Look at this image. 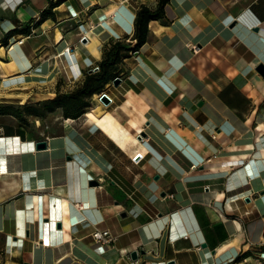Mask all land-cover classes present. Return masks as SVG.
<instances>
[{
  "label": "crops",
  "instance_id": "obj_1",
  "mask_svg": "<svg viewBox=\"0 0 264 264\" xmlns=\"http://www.w3.org/2000/svg\"><path fill=\"white\" fill-rule=\"evenodd\" d=\"M142 4L157 2L0 0V93L73 90L108 39L133 43ZM260 64L264 0H170L102 114L57 107L39 135L0 115V264H264Z\"/></svg>",
  "mask_w": 264,
  "mask_h": 264
},
{
  "label": "trees",
  "instance_id": "obj_2",
  "mask_svg": "<svg viewBox=\"0 0 264 264\" xmlns=\"http://www.w3.org/2000/svg\"><path fill=\"white\" fill-rule=\"evenodd\" d=\"M170 0H157L155 7L142 4L139 6L135 19L134 30L130 36L133 43L125 42L123 38H111L106 41L107 46L104 49V56L98 63L99 69L87 73L82 83L71 91H57L55 96L43 102V108L47 112H52L57 107H61L64 116L77 117L90 106L88 100L94 93L99 92L102 87L115 75L117 64L121 61L123 55L129 51L138 50L145 42L148 30V23L152 19L162 18L165 14V5ZM27 110L33 113L38 112L39 108L33 104H26ZM44 111L41 113L43 116ZM0 115H12L22 117L24 111L15 107L13 104L0 102ZM39 118H42V117Z\"/></svg>",
  "mask_w": 264,
  "mask_h": 264
},
{
  "label": "rangeland",
  "instance_id": "obj_3",
  "mask_svg": "<svg viewBox=\"0 0 264 264\" xmlns=\"http://www.w3.org/2000/svg\"><path fill=\"white\" fill-rule=\"evenodd\" d=\"M145 1H149V0H145ZM150 1L157 2V0H150ZM28 88L31 91L30 93H32L34 95L36 90L33 91V89L31 87H28ZM39 92H41V91H39ZM8 93L9 92H3V93H0V95L4 96ZM96 93H98V92H96ZM49 98H52V95H50L48 92H45V94H35L34 98L32 100L27 101V102H18L17 100H10V99L5 98V97H2L0 99V102L13 104L15 107L23 110L24 115L22 117H14L12 115L11 116L7 115L8 116L7 118L10 117L9 119H11L13 123H15L20 128L28 130V132H30L31 134L39 135L40 133L51 132L54 130L52 127L54 125L53 120L54 121L56 120L55 116L52 117L51 112H47L43 108V105H42L43 102ZM88 100L90 101V106L85 108V110H88L93 105L100 103V101L97 99L95 94H93ZM26 104H33L34 106L39 108V111L33 113L31 110H27V108L25 107ZM43 111H44V114H43V116H41V113ZM40 116L42 118H39ZM48 116H50V117H48Z\"/></svg>",
  "mask_w": 264,
  "mask_h": 264
},
{
  "label": "bare ground",
  "instance_id": "obj_4",
  "mask_svg": "<svg viewBox=\"0 0 264 264\" xmlns=\"http://www.w3.org/2000/svg\"><path fill=\"white\" fill-rule=\"evenodd\" d=\"M58 37L60 38V33H58ZM57 37V38H58ZM58 38V39H59ZM96 41V40H95ZM12 65V64H11ZM0 66L2 67L1 63H0ZM10 72V70H8L7 72L3 70V75L6 76L8 75L7 73ZM4 92V91H3ZM9 93L4 95V96H1L0 95V99L2 97H5V98H8L10 100H17L18 102H27L29 100H32L34 98V95L32 93H30V90L28 88V86H25V85H22V86H14V87H11L10 90L8 91ZM111 95V93H110ZM111 97L113 98V96L111 95ZM114 99V98H113ZM131 101V100H130ZM129 100H126L125 102L121 103L120 107L123 108V110H125L127 112V114L129 116H132L134 117L136 120L140 121L142 119H144V114L142 112H140L139 110H137L134 106H132V104H135V103H132L130 102ZM135 101V100H134ZM133 101V102H134ZM132 103V104H131ZM114 104V103H113ZM106 104H101V103H98V105L95 107L94 109V112L96 114H102L104 112V107ZM138 105V104H137ZM104 106V107H103ZM87 114V113H86ZM90 114V112L88 113ZM137 138L140 139L137 135Z\"/></svg>",
  "mask_w": 264,
  "mask_h": 264
},
{
  "label": "built area",
  "instance_id": "obj_5",
  "mask_svg": "<svg viewBox=\"0 0 264 264\" xmlns=\"http://www.w3.org/2000/svg\"><path fill=\"white\" fill-rule=\"evenodd\" d=\"M23 40L20 39L19 42H22ZM190 47H192V50L193 51H196V45H192V44H189ZM11 45L8 46V48H10ZM68 52H70V49L67 47L66 48ZM66 54V53H64ZM71 58V57H70ZM69 58V61L72 62V59L70 60ZM70 64V63H69ZM99 69V65H95V66H92L90 67V72H94V71H97ZM80 73L79 72H76L73 71V77L74 79H77L79 77ZM116 77H119V76H115L114 78ZM113 78V79H114ZM120 78V77H119ZM113 79H112V84H113ZM97 99L100 101L101 104L104 105V102L102 101V96L103 95H106L108 98H109V104H112L114 103V99L111 97L110 93H109V89H102L101 91H99L98 93L95 94ZM109 104H106L105 106L109 105ZM214 137V135H212ZM77 207L79 209H83L84 208V205L82 203H77ZM92 237L93 239L95 240V242H102V243H107L111 240H113L115 237L111 234L110 230L108 228H105V229H99V228H95L93 231H92Z\"/></svg>",
  "mask_w": 264,
  "mask_h": 264
},
{
  "label": "water",
  "instance_id": "obj_6",
  "mask_svg": "<svg viewBox=\"0 0 264 264\" xmlns=\"http://www.w3.org/2000/svg\"><path fill=\"white\" fill-rule=\"evenodd\" d=\"M258 69H259V71L264 75V65L263 64H260L259 66H258ZM121 81V78H119V77H116V78H114L113 79V84L114 85H118L119 84V82ZM102 101L104 102V104H109V98L106 96V95H103L102 96ZM146 135V133L145 132H141L140 134H138V137L140 138V139H142V137L143 136H145ZM36 149H45L46 147H47V141L46 140H43V139H41V140H38L37 142H36ZM97 182L95 181V180H93L92 182H91V184H96ZM58 225H60V224H58ZM203 245H205V244H203ZM131 256H132V258H136V251H132L131 252Z\"/></svg>",
  "mask_w": 264,
  "mask_h": 264
}]
</instances>
